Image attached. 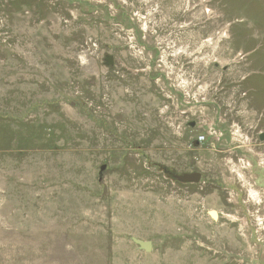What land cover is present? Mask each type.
Returning <instances> with one entry per match:
<instances>
[{
	"label": "rangeland",
	"instance_id": "obj_1",
	"mask_svg": "<svg viewBox=\"0 0 264 264\" xmlns=\"http://www.w3.org/2000/svg\"><path fill=\"white\" fill-rule=\"evenodd\" d=\"M261 134L264 0H0V264H264Z\"/></svg>",
	"mask_w": 264,
	"mask_h": 264
},
{
	"label": "water",
	"instance_id": "obj_2",
	"mask_svg": "<svg viewBox=\"0 0 264 264\" xmlns=\"http://www.w3.org/2000/svg\"><path fill=\"white\" fill-rule=\"evenodd\" d=\"M104 64L107 67L112 66L113 65L112 56H106L104 58ZM259 140L260 141L264 140V134H261L259 136ZM103 169H104V166H101L100 171H99V177L101 176ZM170 175L172 179H174L176 182L181 183V184H197L201 178L198 172L182 173V174L170 173ZM211 216L214 219L216 217L214 213H211ZM131 241L138 247V249L142 250L145 253H149L152 249L151 241H142L136 238H131Z\"/></svg>",
	"mask_w": 264,
	"mask_h": 264
},
{
	"label": "trees",
	"instance_id": "obj_3",
	"mask_svg": "<svg viewBox=\"0 0 264 264\" xmlns=\"http://www.w3.org/2000/svg\"><path fill=\"white\" fill-rule=\"evenodd\" d=\"M249 2H254L255 0H248ZM167 175H170V173H173V172H169L168 170H163ZM171 176V175H170Z\"/></svg>",
	"mask_w": 264,
	"mask_h": 264
},
{
	"label": "built area",
	"instance_id": "obj_4",
	"mask_svg": "<svg viewBox=\"0 0 264 264\" xmlns=\"http://www.w3.org/2000/svg\"><path fill=\"white\" fill-rule=\"evenodd\" d=\"M202 140H203V137H199V138H198V141H202Z\"/></svg>",
	"mask_w": 264,
	"mask_h": 264
}]
</instances>
